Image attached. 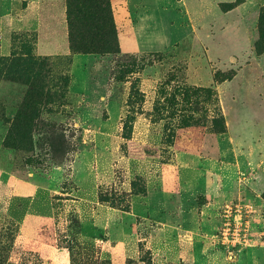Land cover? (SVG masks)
I'll list each match as a JSON object with an SVG mask.
<instances>
[{"label": "rangeland", "instance_id": "1", "mask_svg": "<svg viewBox=\"0 0 264 264\" xmlns=\"http://www.w3.org/2000/svg\"><path fill=\"white\" fill-rule=\"evenodd\" d=\"M240 2L0 0V264H264V193L213 189L225 114L264 159V5L245 29ZM231 204L249 245L220 242Z\"/></svg>", "mask_w": 264, "mask_h": 264}, {"label": "crops", "instance_id": "2", "mask_svg": "<svg viewBox=\"0 0 264 264\" xmlns=\"http://www.w3.org/2000/svg\"><path fill=\"white\" fill-rule=\"evenodd\" d=\"M248 1L249 0H245V3H243L242 5H240L239 7L235 8L233 11L225 15L221 12L220 14L227 18L232 17L231 20L235 21L234 16L237 17L238 15V17H241L238 12V9L246 5ZM250 1H251L250 6L252 7H250L249 10H247L248 12L246 14V20L241 18L242 21L244 22L243 26L245 27V29L246 26L249 25L250 16L252 14H256L257 17L256 19H258L259 10L264 5V0H250ZM135 16L138 17V14L136 13ZM229 40L230 41L228 43H231L232 42L231 39ZM262 57L264 59V56ZM228 83H232V82H225L222 88H224L225 85ZM252 86L253 88L251 91L253 93L254 92L257 93L259 101H261V104H263L264 106V84H260V86L259 84H253ZM224 112L226 113L225 109ZM253 113H255V116L258 115L257 110H253ZM225 117L227 119V121L225 122L227 132L224 135L217 136V139L213 140L214 141L213 155L217 156V162L212 164L214 172L217 173V186H214L213 189L214 190L216 189L217 191V203H220L221 201L229 202L231 200L233 202L234 197L236 196V194H238V192L241 189L239 185L238 186L236 185V187H234L233 183L236 182L237 171L242 169L248 172L249 174L246 181L247 184H249L250 186L249 189L247 188V190L257 195L264 193V159H262L261 161L259 160L255 161L253 159V155L256 154L262 156L261 153L263 152L255 153L252 151L251 149L252 147H250V149L244 147L247 146L245 138H248V136H245V134L242 132H238V133L232 132L231 130L232 124L230 126L231 122L230 123L228 122L227 114H225ZM257 119L262 120L264 119V116ZM253 128L256 131L258 130L257 125H254ZM256 139L258 140V142L263 141L261 135L256 134L255 140ZM223 144H229L232 149L228 153L223 154V150H222ZM196 155L198 154L189 153V155L187 156L195 158ZM232 169L234 170V173H232L231 175ZM234 177L235 179L232 180V178Z\"/></svg>", "mask_w": 264, "mask_h": 264}, {"label": "built area", "instance_id": "3", "mask_svg": "<svg viewBox=\"0 0 264 264\" xmlns=\"http://www.w3.org/2000/svg\"><path fill=\"white\" fill-rule=\"evenodd\" d=\"M250 207L241 204L227 205L220 228V242L225 246L249 245Z\"/></svg>", "mask_w": 264, "mask_h": 264}, {"label": "trees", "instance_id": "4", "mask_svg": "<svg viewBox=\"0 0 264 264\" xmlns=\"http://www.w3.org/2000/svg\"><path fill=\"white\" fill-rule=\"evenodd\" d=\"M105 3L109 2V0H100ZM244 3V0L243 2L239 3V4H236L234 6H231L232 9L234 10L235 8L239 7L240 5H242ZM262 10L260 11V14H259V40L257 41L255 47H256V50L260 51V52H264V6L261 8ZM220 124L221 128H222V131L220 132L221 134L222 133H225L226 132V128H225V122L223 119H220L217 121V125Z\"/></svg>", "mask_w": 264, "mask_h": 264}]
</instances>
